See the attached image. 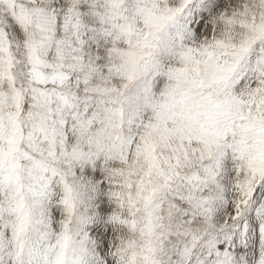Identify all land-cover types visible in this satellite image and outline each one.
I'll list each match as a JSON object with an SVG mask.
<instances>
[{
  "label": "snow or ice",
  "instance_id": "obj_1",
  "mask_svg": "<svg viewBox=\"0 0 264 264\" xmlns=\"http://www.w3.org/2000/svg\"><path fill=\"white\" fill-rule=\"evenodd\" d=\"M0 264H264V0H0Z\"/></svg>",
  "mask_w": 264,
  "mask_h": 264
}]
</instances>
